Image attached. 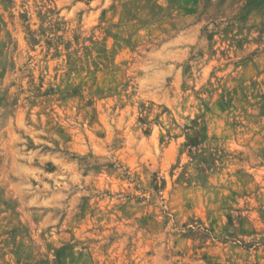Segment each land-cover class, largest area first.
Returning a JSON list of instances; mask_svg holds the SVG:
<instances>
[{
    "label": "rangeland",
    "instance_id": "obj_1",
    "mask_svg": "<svg viewBox=\"0 0 264 264\" xmlns=\"http://www.w3.org/2000/svg\"><path fill=\"white\" fill-rule=\"evenodd\" d=\"M0 264H264V0H0Z\"/></svg>",
    "mask_w": 264,
    "mask_h": 264
}]
</instances>
